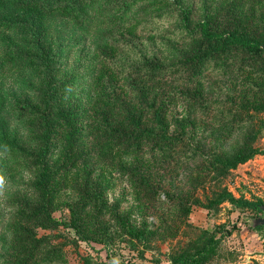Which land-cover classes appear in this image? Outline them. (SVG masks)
Wrapping results in <instances>:
<instances>
[{"label": "trees", "instance_id": "obj_1", "mask_svg": "<svg viewBox=\"0 0 264 264\" xmlns=\"http://www.w3.org/2000/svg\"><path fill=\"white\" fill-rule=\"evenodd\" d=\"M145 2L152 15L141 23L143 30L157 31L166 20L173 21L175 30L181 33L178 45L170 52L144 53L133 41V33L118 32L119 27L131 24L133 8ZM192 13L193 4L185 0H0V32L21 34L18 42L3 49L4 61L24 64L38 77L34 101L21 99L14 103L34 128L32 142L25 143L4 131L2 139L6 141L0 142V147L13 155L30 177V194L13 199L9 229L15 256L22 257L15 264L62 263L60 247L50 242L54 236L37 235L36 229L56 231L54 238L64 239L60 230L70 229L75 235L71 240L105 245L120 241L130 249L141 250L151 249L156 235L146 221H132L109 202L105 187L91 175L79 106L65 102L63 97L74 75L65 76L61 71L60 46L54 47L48 37L49 19L53 22L60 18L84 36L103 32L106 45L96 50L94 84L101 87L94 99L98 103L92 113V126L102 140L134 158L145 150L153 153L172 149L193 134V123L186 114L168 119V96L160 93L166 83L175 85L170 92L188 104L200 98L199 85L206 69L225 73L237 68L253 75L250 86L258 94L254 101L240 106L253 112L264 111V0H221L211 9L203 7L195 21ZM261 129L264 130L262 124L251 130L230 153L210 151L203 168L222 178L254 155H264V147L251 144ZM76 168H80V175L72 185L73 199L63 202L66 212L57 220L52 216L57 179ZM118 170L130 182L148 187V177L139 161L122 163ZM173 200L176 212L183 218L193 206L212 210L228 203L259 211L258 205L263 204L236 197L225 186L210 191L203 199L194 196ZM220 226L223 236L238 228L237 223ZM192 228L196 230L195 237L169 254V264H206L212 257L218 237L207 229ZM77 264L103 263L81 257Z\"/></svg>", "mask_w": 264, "mask_h": 264}, {"label": "rangeland", "instance_id": "obj_2", "mask_svg": "<svg viewBox=\"0 0 264 264\" xmlns=\"http://www.w3.org/2000/svg\"><path fill=\"white\" fill-rule=\"evenodd\" d=\"M185 1L193 4L191 18L195 21L199 19L203 7L207 5L211 9L221 0ZM131 14V24L127 28L119 27L118 32L122 35L133 33V41L144 53L154 50L170 52L178 45L181 33L175 30L173 21L166 23V20H162L157 31L142 29L141 23L152 15L148 3L137 4ZM48 23L49 40L54 47L60 46L61 71L65 76L74 75L63 97L65 102L79 106L81 133L92 177L103 184L109 202L117 205L132 221H146L156 232L151 242L152 248L141 250L130 249L120 241L105 245L71 240L75 239V235L70 229L60 230L65 239L54 238L56 231L36 229L37 235L49 233L54 236L50 237V242L53 247H60L61 264H77L81 257L103 264H169V254L182 249L189 239L195 237L196 230L192 227L207 229L219 239L217 249L206 264H264V226L252 228L248 225L249 218L260 214L258 210L234 207L228 203H222L212 210L193 206L188 216L183 218L176 212L173 200L194 196L203 199L210 191L225 186L236 197L264 203V158L259 154L239 164L222 178L203 168L210 151L230 153L251 130L257 129L260 124L264 126V111L253 112L240 106L245 102L251 103L258 96L250 86L253 75L237 68L225 73L208 68L203 72L199 85L200 98L188 104L170 92L175 85L166 83L160 93L168 96V119L186 114L193 123V134L172 149L153 153L145 150L134 158L120 147L102 140L92 126V113L98 103L94 99L101 87L94 84L98 66L96 50L106 45L103 32L84 36L60 18H55L53 22L49 19ZM20 39V32H0V142L6 141L2 139L4 132L14 134L25 143H31L34 135L33 126L24 113L14 107V103L21 99L34 101L38 94V77L24 64L5 63L2 56L3 49ZM237 125L240 126L236 128ZM260 131L251 144L262 148L264 130ZM54 153L57 156L59 149H54ZM131 160L140 162L148 177V187L130 182L118 170L119 165ZM79 170L73 169L57 179L56 206L52 211V216L57 220L66 212L63 202L73 199L72 185L80 175ZM0 176L4 178L0 185V264H15L22 257L18 259L15 256L9 229L14 212L13 199L19 200L30 194V177L15 157L2 147ZM231 223H237L238 228L230 235L223 236L220 225Z\"/></svg>", "mask_w": 264, "mask_h": 264}, {"label": "water", "instance_id": "obj_3", "mask_svg": "<svg viewBox=\"0 0 264 264\" xmlns=\"http://www.w3.org/2000/svg\"><path fill=\"white\" fill-rule=\"evenodd\" d=\"M260 214L255 217H251L248 220V225L252 228L257 226H264V203L258 205Z\"/></svg>", "mask_w": 264, "mask_h": 264}, {"label": "clouds", "instance_id": "obj_4", "mask_svg": "<svg viewBox=\"0 0 264 264\" xmlns=\"http://www.w3.org/2000/svg\"><path fill=\"white\" fill-rule=\"evenodd\" d=\"M3 182H4V178H3V176H0V185H2Z\"/></svg>", "mask_w": 264, "mask_h": 264}, {"label": "crops", "instance_id": "obj_5", "mask_svg": "<svg viewBox=\"0 0 264 264\" xmlns=\"http://www.w3.org/2000/svg\"><path fill=\"white\" fill-rule=\"evenodd\" d=\"M259 157H262V158H264V155H260Z\"/></svg>", "mask_w": 264, "mask_h": 264}]
</instances>
